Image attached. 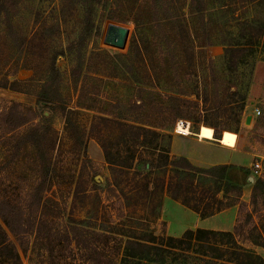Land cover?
Masks as SVG:
<instances>
[{
	"label": "rangeland",
	"instance_id": "374dc122",
	"mask_svg": "<svg viewBox=\"0 0 264 264\" xmlns=\"http://www.w3.org/2000/svg\"><path fill=\"white\" fill-rule=\"evenodd\" d=\"M110 23L129 28L125 48L104 43ZM50 79L55 86L43 101ZM9 102L38 112L43 152L38 154L30 140L32 123L9 129L1 120L3 194L18 206L27 204L28 192L49 166L48 229L63 233L73 223L125 239L132 233L148 239L152 233L158 243L169 244L161 237L171 236L172 217L174 233L192 225L178 218L187 207L176 201L174 213L164 211L166 193L158 213L157 198L150 200L143 190L130 195L137 179L117 173L123 180L117 186L105 151L113 161L131 165L129 149L136 138L130 125L164 133L194 131L203 138L214 137V131L235 132L244 140L246 159L231 169V178L244 186L253 182L250 203L254 182L264 178V0H0V110ZM251 104L261 115L247 124ZM200 151L214 154L217 148L204 144ZM256 162L262 168L253 177ZM263 208L255 214L254 239L260 232L264 236ZM50 237L46 245L30 235L23 251L12 236L22 264H92L80 254L52 262L46 249L59 254L65 249L61 235ZM224 241L197 237L190 250L174 247L165 257L151 256L155 262L131 264H221L232 258ZM106 255L103 264L108 259L119 264L123 249Z\"/></svg>",
	"mask_w": 264,
	"mask_h": 264
},
{
	"label": "trees",
	"instance_id": "16d2710c",
	"mask_svg": "<svg viewBox=\"0 0 264 264\" xmlns=\"http://www.w3.org/2000/svg\"><path fill=\"white\" fill-rule=\"evenodd\" d=\"M93 1L101 2V0ZM200 10L203 11V9ZM54 71H57L55 66ZM53 86H55L53 80L46 81L40 96L43 101H49L48 92ZM9 104V106L0 110V123L4 119V124L9 129L32 123L33 132L30 140L36 146L38 154H41L43 149L38 136L42 125L38 122V112L32 107L24 109V104L20 102H9ZM130 128L134 132L136 141L134 148L129 149L132 152L129 159L136 160L139 154L136 167L134 166V160H132L131 165H123L113 161L110 153L107 150L105 151L104 148L108 162L114 166L112 174L116 185L121 186L123 181L122 179L119 181L117 173L127 178L133 174L132 179L137 180L135 187L130 190V195H136L137 192L140 193L143 190L147 193L146 197L150 200H156L157 198L158 202L155 206V212L157 211L158 213L161 212L163 205L162 196L166 193L173 200L196 212L202 218H208L234 205H238L239 214H244V218L238 217L233 231L203 228L188 229L179 237L162 236L161 240L163 242L167 241L169 244L158 243L156 236L152 233L148 239L139 238L136 233L125 235L127 238L125 239L113 233L93 231L73 223H67L63 233L56 230L52 231V228L48 229L46 227L48 219H45V202L47 200H44V189L50 179L48 166L47 169L44 168L45 172L42 173L34 190H31L30 193L28 192L27 197L30 199H28L27 204L18 206L12 196L3 194L0 191V264H22L18 245L25 251V241L32 234L35 235L36 243L43 242L46 245L51 243V234L61 235L65 252L59 254L53 247L46 249V257L52 262H55L56 258L59 257L70 259L80 254L81 259L84 261L92 262V264H103L104 258L108 257L106 255L107 252L113 249L117 251V254L120 249H123L119 264H131L132 260L138 263L142 260L155 262L157 260L151 256L160 254V256L165 257L164 253L171 250L170 248L180 247L183 250H190L192 241L197 239V237L201 239L207 236L209 239L213 236H220L221 240H227L224 242L229 243L231 245L230 248H232V258L222 259L224 261L221 264H264V258L250 245L249 247L247 246L250 243L264 247V236L261 232L259 233V238L254 239L252 237L258 229V225L255 222V214H259L261 205H264L263 198H260L264 194V178L260 177L254 182L251 202L247 203L242 200L244 185L235 183L231 178V169L236 168V165L196 166L188 158L172 154L171 132H159L144 125H130ZM230 133L222 132L220 136L214 131V138L220 139L223 145L233 146L236 142L237 134L232 131ZM161 141L165 142L166 145L158 147ZM154 142L157 145H151ZM140 161H142V164L139 165ZM242 168L244 169L245 167ZM159 192L162 193L161 197L160 195L159 197L156 196ZM262 211H264V208ZM33 212H40V217L39 215H33ZM12 236L16 238L18 245ZM107 263L114 264L115 262L114 259H108Z\"/></svg>",
	"mask_w": 264,
	"mask_h": 264
},
{
	"label": "crops",
	"instance_id": "0c3cea01",
	"mask_svg": "<svg viewBox=\"0 0 264 264\" xmlns=\"http://www.w3.org/2000/svg\"><path fill=\"white\" fill-rule=\"evenodd\" d=\"M238 138L233 146H226L220 142V139H204L198 136V132L191 134H181L176 131L172 132V144L171 151L173 155L184 156L188 158L194 165L200 167H211L221 164H233V165H244L245 155H243V147H245L244 140H240L239 134ZM204 144L213 145L217 148L214 154H208L207 152L200 151V147ZM251 182V181H250ZM249 186H244L242 200L249 203V198L251 196V184ZM178 204L168 195L164 199V211L169 213H174ZM188 212L185 211L179 219H185L191 226H188L180 233H174L172 231L174 219L170 220L168 226V234L174 237L181 236L188 229H210V230H224L233 231L236 226V219L239 212V206L234 205L226 210H223L213 216L208 218L200 217L196 212L186 208ZM253 249L263 257L264 247L254 246ZM264 258V257H263Z\"/></svg>",
	"mask_w": 264,
	"mask_h": 264
},
{
	"label": "water",
	"instance_id": "95a60500",
	"mask_svg": "<svg viewBox=\"0 0 264 264\" xmlns=\"http://www.w3.org/2000/svg\"><path fill=\"white\" fill-rule=\"evenodd\" d=\"M130 30L129 28L118 25L115 23H110L107 27L105 36H104V43L106 45L123 49L126 47L128 37H129ZM253 119L252 115H248L246 117V123L250 124ZM253 181L252 178H250Z\"/></svg>",
	"mask_w": 264,
	"mask_h": 264
},
{
	"label": "built area",
	"instance_id": "2783aa9c",
	"mask_svg": "<svg viewBox=\"0 0 264 264\" xmlns=\"http://www.w3.org/2000/svg\"><path fill=\"white\" fill-rule=\"evenodd\" d=\"M250 110L253 117H258L261 115V110L255 104H251ZM261 168H262L261 164L259 162H256V164H254V170L252 176L253 177L260 176Z\"/></svg>",
	"mask_w": 264,
	"mask_h": 264
}]
</instances>
